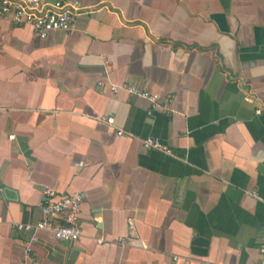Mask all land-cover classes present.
I'll return each instance as SVG.
<instances>
[{"label": "crops", "instance_id": "crops-1", "mask_svg": "<svg viewBox=\"0 0 264 264\" xmlns=\"http://www.w3.org/2000/svg\"><path fill=\"white\" fill-rule=\"evenodd\" d=\"M81 1L47 38L0 18V264H264V0ZM47 188L77 241L18 227Z\"/></svg>", "mask_w": 264, "mask_h": 264}, {"label": "built area", "instance_id": "built-area-1", "mask_svg": "<svg viewBox=\"0 0 264 264\" xmlns=\"http://www.w3.org/2000/svg\"><path fill=\"white\" fill-rule=\"evenodd\" d=\"M86 10L81 0H0V18L9 17L17 25H28L41 38H47L57 30L71 31L77 16ZM127 92L151 101L154 107L159 106V96L132 85L123 87ZM118 87H112L117 91ZM147 149H158L171 153L172 149L160 139L148 137L144 139ZM45 203L42 206L43 219L35 224L19 223L18 227L34 233V239L42 231L52 233L58 241H77L82 236L79 213L83 203V195L58 194L53 189L44 191ZM31 244L28 245V249ZM264 260V245L261 248Z\"/></svg>", "mask_w": 264, "mask_h": 264}]
</instances>
